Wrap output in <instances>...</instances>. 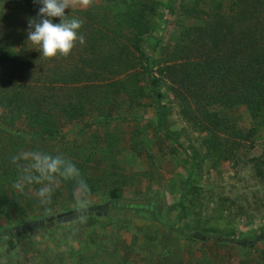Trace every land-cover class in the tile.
<instances>
[{
	"label": "rangeland",
	"instance_id": "obj_1",
	"mask_svg": "<svg viewBox=\"0 0 264 264\" xmlns=\"http://www.w3.org/2000/svg\"><path fill=\"white\" fill-rule=\"evenodd\" d=\"M172 1L171 6V0H138L132 13L129 0H94L91 8L72 11L105 32L108 23L122 30L110 41L103 38L109 45L104 53L111 68L116 58L117 65L125 63L122 73L136 76L138 84L132 83L139 97L132 108L119 97L101 110L99 120L91 111L82 121L58 116L62 134L56 138L14 133L21 153L71 160L88 192L58 179L50 202L42 203L39 189L30 185L22 190L20 206H7L0 183V264H264V107L258 117L245 106L217 108L224 125L211 136L183 114L174 85L162 72L191 27L207 23L218 4L224 5L220 12L229 11L234 0ZM38 7L35 0H0V46L7 43L19 52L24 45L27 79L53 65L27 42L28 20L38 15ZM135 11L140 15L134 17ZM130 23L152 26L133 32ZM147 71L155 76L156 90ZM121 111L127 116L116 118ZM0 124L1 159L13 141L8 126L1 119ZM211 137L219 149L210 150ZM28 163L23 161L24 169ZM150 205L155 220L143 219L133 208ZM19 231L25 236L8 250V237ZM203 231L221 235V242L207 240ZM253 240L254 253L247 256L243 244Z\"/></svg>",
	"mask_w": 264,
	"mask_h": 264
},
{
	"label": "trees",
	"instance_id": "obj_2",
	"mask_svg": "<svg viewBox=\"0 0 264 264\" xmlns=\"http://www.w3.org/2000/svg\"><path fill=\"white\" fill-rule=\"evenodd\" d=\"M129 2L133 3L131 11L134 13L138 0ZM120 4L114 5V8ZM218 5L207 15V23L191 27L171 54L172 60L162 69L174 85L173 92L183 107V114L190 122L193 120L196 125L199 124L198 129L211 136L222 131L224 125L219 114L215 113L217 108L245 106L253 117H258L264 107V0H234L229 11L223 12L220 10L224 5ZM140 12L135 11L134 17ZM109 24L105 32L104 26L84 23L82 33L85 44L78 45L68 57L47 58L53 60V65L48 63L47 67L38 71L37 78L27 79L29 74H24V71H30L22 53L24 45L19 52L14 46L7 48V43L0 46V119L8 126L13 141L11 151L0 159L4 205L20 206L25 197L23 189H28L30 185L37 190L41 187L34 181L28 183L23 180L27 175L23 167L24 159L13 160L21 153L15 132L29 130L32 132L28 133L35 138L44 137V134L56 138L62 134L58 116L82 121L91 111L99 114V120L103 118L101 110L110 109V104L116 103L123 95L129 108L135 105L139 92L132 82L138 84L136 76L130 71L122 73L120 67H124L125 63L117 65L116 58L112 68L107 63L108 56L104 52L109 45L103 38L110 41L115 35L122 34L114 23ZM151 26L130 23L129 30L134 32L137 27L145 32L151 30ZM115 44L112 43V50ZM139 54L144 55L143 52ZM107 67L111 69L106 71ZM8 68L13 73L7 72ZM147 72L148 83L156 90L155 76L152 71ZM124 112L121 111L116 118H125L127 115H123ZM1 127L3 125L0 124ZM215 139L217 141L209 138L210 150L220 147L218 139ZM18 184L22 188L17 187ZM133 208L139 210L137 212L143 219L155 220L152 205ZM6 220L10 221L8 217ZM178 232L189 240L194 239L191 232ZM203 234L207 240H216L214 243L222 240L221 235H213L210 231H203ZM24 236L23 231L11 234L7 239L8 250H13ZM2 237L0 231V239ZM256 244V240L243 244L248 248L247 256L253 255Z\"/></svg>",
	"mask_w": 264,
	"mask_h": 264
},
{
	"label": "clouds",
	"instance_id": "obj_3",
	"mask_svg": "<svg viewBox=\"0 0 264 264\" xmlns=\"http://www.w3.org/2000/svg\"><path fill=\"white\" fill-rule=\"evenodd\" d=\"M35 3L39 6L38 15L28 20L27 42L43 57H68L78 45L85 44L82 33L84 21L71 13L77 8H91L94 0H35ZM21 158L29 162L23 180L41 185L38 196L42 203L51 201L53 186L58 179L73 181L76 189L85 194L88 192L87 182L71 160L39 151L23 152L19 157H13V160ZM17 187L22 188L20 184ZM85 218L82 214L78 215L81 221Z\"/></svg>",
	"mask_w": 264,
	"mask_h": 264
}]
</instances>
